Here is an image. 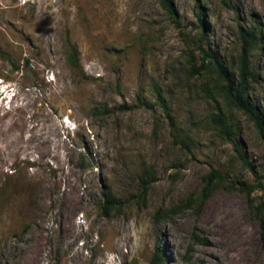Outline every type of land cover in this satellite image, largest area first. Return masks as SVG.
Masks as SVG:
<instances>
[{"label": "rangeland", "instance_id": "1", "mask_svg": "<svg viewBox=\"0 0 264 264\" xmlns=\"http://www.w3.org/2000/svg\"><path fill=\"white\" fill-rule=\"evenodd\" d=\"M172 1L175 19L160 0H0V264H151L158 249L166 264H264V180L237 151L261 174L264 140L195 72L201 48L236 66L257 26L264 115V0ZM213 172L226 178L205 197ZM106 192L122 205L109 218Z\"/></svg>", "mask_w": 264, "mask_h": 264}, {"label": "trees", "instance_id": "2", "mask_svg": "<svg viewBox=\"0 0 264 264\" xmlns=\"http://www.w3.org/2000/svg\"><path fill=\"white\" fill-rule=\"evenodd\" d=\"M163 8L172 17H177V12L175 10L172 0H160ZM199 23L201 31L202 41L205 39L206 23L204 20V14L200 9L198 14ZM240 48L241 52L238 57L237 65L226 66L222 60L216 56L211 51H206L201 48L203 53L202 66L200 69L196 70L197 74L207 73L216 78L217 89L220 92V96L224 99L227 106L231 110L242 113L247 117V119L253 124L257 133L264 140V115L259 110L257 104L251 98V85L256 81V75L251 67V53L260 48L263 44V38L259 32L257 26L244 29L241 28L239 32ZM69 63L74 68H80L78 59V50L75 46H71V54L69 56ZM196 64L192 65V69H196ZM111 110L105 108L100 109L98 107L93 108L92 115H109ZM213 124L218 129L219 134L233 141L235 131L229 124L224 111L218 105L217 114L213 117ZM243 163L253 172L259 187H262V181L264 180V169L261 174L257 172L252 165L248 163L245 156L237 150ZM225 176L219 172H213L206 179V186L204 189L205 197L208 196V191L211 189L213 182L215 180H225ZM153 174L150 170L146 171L144 176L141 178V183L143 187L146 188L149 181H152ZM252 189H247V193L251 195ZM181 206L174 210L175 212L180 211ZM122 210L121 203L109 192L104 194V199L100 205L101 215L105 218H109L115 213H120ZM255 211L260 219L261 234L264 238V197L260 204L255 207ZM161 213L155 215V221L158 222ZM151 264H166L164 254L161 249H158L154 254Z\"/></svg>", "mask_w": 264, "mask_h": 264}]
</instances>
